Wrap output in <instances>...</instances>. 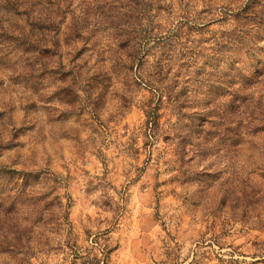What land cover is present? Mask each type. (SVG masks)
Here are the masks:
<instances>
[{
    "label": "rangeland",
    "instance_id": "1",
    "mask_svg": "<svg viewBox=\"0 0 264 264\" xmlns=\"http://www.w3.org/2000/svg\"><path fill=\"white\" fill-rule=\"evenodd\" d=\"M8 1L28 0H0V33ZM139 6L151 15L136 51L107 24L86 42L62 30L53 64L75 61L86 88L74 105L58 78L20 79L22 62L0 52V264H89L100 243L101 264H264V0ZM107 16L96 8L92 23ZM160 62L173 91L139 79ZM45 172L71 200L61 228L41 200L23 209Z\"/></svg>",
    "mask_w": 264,
    "mask_h": 264
},
{
    "label": "trees",
    "instance_id": "2",
    "mask_svg": "<svg viewBox=\"0 0 264 264\" xmlns=\"http://www.w3.org/2000/svg\"><path fill=\"white\" fill-rule=\"evenodd\" d=\"M143 2L144 0H81L80 6L82 5V7L77 14L75 11L77 8L74 7L75 0L8 1L6 4L7 12L12 14L13 22L8 30H3L0 33V52L15 53L22 62L21 70L17 72L20 79L32 81L37 85L41 83L45 76L58 78L57 80L61 84V92L67 98H70L69 105H74L80 98L79 90L86 92V88H84L85 86L79 88L82 84V82L80 83L83 75L82 67L75 64V61L70 64L71 67L69 68L62 62H57L59 67H54L57 63H53L61 48L60 35L63 32L62 30L67 29L71 34L78 35L83 40L82 42H86L88 38L85 36L92 28L94 31L95 27H103L104 24H107V27L117 34L120 45L126 43L132 51H136L141 48L143 37L140 32H146L144 30L147 27L145 21L151 15H147L146 10L139 6ZM96 8L104 9L108 15L103 23H92L91 14ZM69 17L71 22L67 23ZM72 43H75V40ZM72 43L66 40L67 45ZM167 65H165V62H160L151 66L153 70H156V75L147 74L140 69L142 78L139 79L149 82L154 92L173 91V88L170 90V88L164 86L162 84L163 80H161ZM118 68L127 72L132 70V66H126L125 63H120L115 69ZM105 75L107 76V74ZM159 100L163 101V98L160 97ZM43 184L42 197L37 199L33 194L34 192L26 195V203L23 204V209H38V202L41 200L46 209L56 211L60 228L63 225H68V210L71 207V200L68 198L69 202L64 203V196L58 191L64 188L63 181L55 174L45 172ZM15 205L16 202H13L8 209V212L12 213L11 218L14 215L16 217L19 213ZM4 207L0 204V219L2 213H4ZM11 218L5 219V223L8 224L10 230H12L10 225L19 227L15 225L19 221ZM96 243L98 242L96 241ZM99 246L102 251V258H98L96 255L89 264L107 262L110 252L101 243ZM15 247V244L11 245L12 250L10 252L13 254H17ZM15 259L18 264H21V262L30 264L28 257L18 258L16 256Z\"/></svg>",
    "mask_w": 264,
    "mask_h": 264
}]
</instances>
